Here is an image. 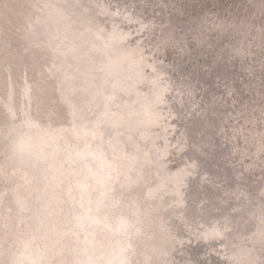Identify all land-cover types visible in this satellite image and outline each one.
I'll return each mask as SVG.
<instances>
[{
  "label": "rangeland",
  "instance_id": "374dc122",
  "mask_svg": "<svg viewBox=\"0 0 264 264\" xmlns=\"http://www.w3.org/2000/svg\"><path fill=\"white\" fill-rule=\"evenodd\" d=\"M0 264H264V0H0Z\"/></svg>",
  "mask_w": 264,
  "mask_h": 264
}]
</instances>
